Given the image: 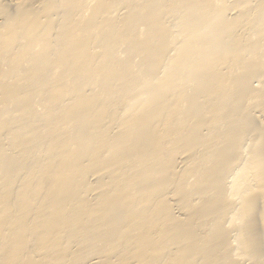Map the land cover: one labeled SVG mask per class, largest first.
Returning a JSON list of instances; mask_svg holds the SVG:
<instances>
[{
    "label": "bare ground",
    "instance_id": "1",
    "mask_svg": "<svg viewBox=\"0 0 264 264\" xmlns=\"http://www.w3.org/2000/svg\"><path fill=\"white\" fill-rule=\"evenodd\" d=\"M0 264H264V0H0Z\"/></svg>",
    "mask_w": 264,
    "mask_h": 264
}]
</instances>
